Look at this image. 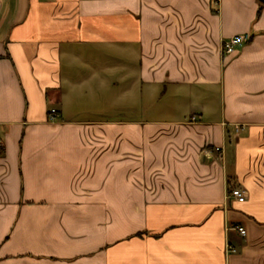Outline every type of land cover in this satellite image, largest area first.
<instances>
[{"label": "crops", "instance_id": "1", "mask_svg": "<svg viewBox=\"0 0 264 264\" xmlns=\"http://www.w3.org/2000/svg\"><path fill=\"white\" fill-rule=\"evenodd\" d=\"M0 264H264V1L0 0Z\"/></svg>", "mask_w": 264, "mask_h": 264}, {"label": "built area", "instance_id": "2", "mask_svg": "<svg viewBox=\"0 0 264 264\" xmlns=\"http://www.w3.org/2000/svg\"><path fill=\"white\" fill-rule=\"evenodd\" d=\"M250 34L248 33H242L238 35H234L233 37H230L229 39L225 40L223 43V52L225 54H232L238 50L240 46H242L244 43L249 41ZM58 115L57 110L52 108L51 109V115L50 118L54 119ZM193 120H196V117H192ZM241 127H236V130H240ZM218 149V148H217ZM230 196L237 199L238 201H244L246 199V192L243 188L236 186L233 187L230 190ZM237 230L242 234H246V229L243 226H237ZM235 250V249H233Z\"/></svg>", "mask_w": 264, "mask_h": 264}, {"label": "rangeland", "instance_id": "3", "mask_svg": "<svg viewBox=\"0 0 264 264\" xmlns=\"http://www.w3.org/2000/svg\"><path fill=\"white\" fill-rule=\"evenodd\" d=\"M168 102V101H166ZM156 105H160V103L156 102L155 103ZM126 106L127 104H124V107H123V104H118V105H115L114 107V118H132V110H131V107L129 108V110L127 111L126 110ZM160 108V107H159ZM158 108V109H159ZM146 109H147V114H149V112L153 111L154 110V104H150L148 101L146 103ZM129 114V115H128Z\"/></svg>", "mask_w": 264, "mask_h": 264}, {"label": "water", "instance_id": "4", "mask_svg": "<svg viewBox=\"0 0 264 264\" xmlns=\"http://www.w3.org/2000/svg\"><path fill=\"white\" fill-rule=\"evenodd\" d=\"M264 1V0H263Z\"/></svg>", "mask_w": 264, "mask_h": 264}]
</instances>
